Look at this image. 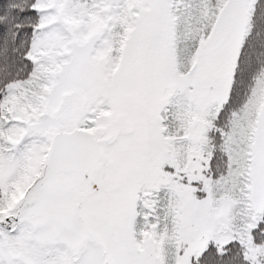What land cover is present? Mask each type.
<instances>
[{"label":"snow or ice","instance_id":"obj_1","mask_svg":"<svg viewBox=\"0 0 264 264\" xmlns=\"http://www.w3.org/2000/svg\"><path fill=\"white\" fill-rule=\"evenodd\" d=\"M0 264H264V0H0Z\"/></svg>","mask_w":264,"mask_h":264}]
</instances>
